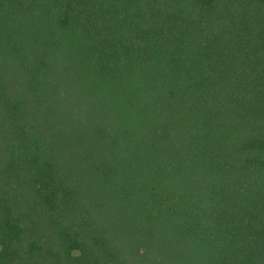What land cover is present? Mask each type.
<instances>
[{"label": "trees", "instance_id": "16d2710c", "mask_svg": "<svg viewBox=\"0 0 264 264\" xmlns=\"http://www.w3.org/2000/svg\"><path fill=\"white\" fill-rule=\"evenodd\" d=\"M0 264H264V0H0Z\"/></svg>", "mask_w": 264, "mask_h": 264}]
</instances>
